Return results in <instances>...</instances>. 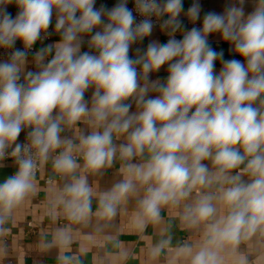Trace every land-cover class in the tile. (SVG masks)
<instances>
[{
    "label": "clouds",
    "instance_id": "1",
    "mask_svg": "<svg viewBox=\"0 0 264 264\" xmlns=\"http://www.w3.org/2000/svg\"><path fill=\"white\" fill-rule=\"evenodd\" d=\"M247 2L228 0L201 17L199 0L186 12L184 0H132L133 8L129 0L110 8L97 0H0V168L9 159L15 166L0 183V237L51 162L66 181L54 219L107 224L135 199L137 231L178 209L181 225L202 233L175 250L188 264H226L253 239L264 247V0H250L246 13ZM182 14L201 26L186 29ZM157 24L166 42L151 40L131 55ZM214 34L241 59L216 51ZM162 68L167 75L153 79ZM117 165L120 178L97 194L89 175ZM72 240L65 227L42 247H59L60 264H78L63 254ZM171 243L166 236L150 255ZM233 264L248 261L240 255Z\"/></svg>",
    "mask_w": 264,
    "mask_h": 264
},
{
    "label": "crops",
    "instance_id": "2",
    "mask_svg": "<svg viewBox=\"0 0 264 264\" xmlns=\"http://www.w3.org/2000/svg\"><path fill=\"white\" fill-rule=\"evenodd\" d=\"M118 0H97V7L101 4L107 7L114 6ZM193 0H184L185 12L191 6ZM202 11L201 17L208 11L222 12L228 0H199ZM133 4L129 0V5ZM8 11L15 17L18 9L15 5L8 6ZM245 11H252V3L247 2ZM181 19L185 28L201 26L198 21L195 25L189 22L182 14ZM50 27V31H53ZM177 38H180L178 35ZM58 37L52 36L49 42L53 43ZM151 40L166 42L167 37L159 27H155L150 37L133 46L131 55L135 54V48L146 49ZM211 46L216 51H223L225 59H241L230 51L227 43L222 42L217 34L209 37ZM40 42L35 48H39ZM31 59V54L29 56ZM221 67L217 62L216 69ZM166 69L153 75V79L166 76ZM90 96V93L86 94ZM23 134L20 137L22 140ZM4 167L0 168V183L15 171L14 164L5 160ZM82 163V161H81ZM109 170L103 177L89 175V183L97 194L106 191L120 178L117 168ZM66 181L56 175L51 167V162L44 165L37 174V187L35 194L30 195L14 210L11 219L5 224L8 233L0 237V243L4 251L0 252V264H60L59 256L62 250L59 247L44 249L42 245L50 242L55 232L59 229L70 227L72 231V243L63 250V254L78 258V264H188V261L176 256L175 250L184 242L196 244L201 240L202 233L196 230L185 229L178 218V209H165L162 211L163 221L158 225H149L143 232H139L132 224V216L136 210L135 199H131L123 205L118 215L111 221H98L93 217L87 224L73 223L63 215L52 216L53 203L57 192L62 189ZM93 212L97 207L96 198H93ZM57 213L62 209L57 207ZM171 235L170 249H165L158 257L153 258L150 250L159 240ZM243 255L248 264H264V247L255 239L242 243L234 255H229L226 264H233L236 257Z\"/></svg>",
    "mask_w": 264,
    "mask_h": 264
},
{
    "label": "built area",
    "instance_id": "3",
    "mask_svg": "<svg viewBox=\"0 0 264 264\" xmlns=\"http://www.w3.org/2000/svg\"><path fill=\"white\" fill-rule=\"evenodd\" d=\"M129 6V8H133L134 7V5L133 4H131V5H128ZM140 19H142V17H140L139 15H137V20L139 21ZM154 19V22H155V18H153ZM156 27H159L158 26V24H157V26ZM50 31V30H49ZM52 39V36L51 37H49L48 38V40H46V41H44L43 43H45V42H49L50 40ZM16 47L17 48H22L23 46H22V44H21V42H17V44H16ZM3 59H6V55L4 54V51L3 50H0V60H3ZM24 139V135H23V137H22V140ZM21 140V141H22ZM10 160V159H9ZM11 161V160H10ZM12 162V161H11ZM13 163V162H12ZM14 168H15V166H14ZM39 172V171H38ZM38 172H37V174H38Z\"/></svg>",
    "mask_w": 264,
    "mask_h": 264
},
{
    "label": "water",
    "instance_id": "4",
    "mask_svg": "<svg viewBox=\"0 0 264 264\" xmlns=\"http://www.w3.org/2000/svg\"><path fill=\"white\" fill-rule=\"evenodd\" d=\"M165 77V76H164Z\"/></svg>",
    "mask_w": 264,
    "mask_h": 264
}]
</instances>
